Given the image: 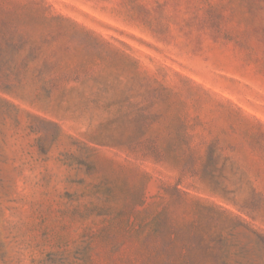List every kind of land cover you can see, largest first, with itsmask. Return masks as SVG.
Wrapping results in <instances>:
<instances>
[{
  "label": "rangeland",
  "instance_id": "374dc122",
  "mask_svg": "<svg viewBox=\"0 0 264 264\" xmlns=\"http://www.w3.org/2000/svg\"><path fill=\"white\" fill-rule=\"evenodd\" d=\"M0 264H264V0H0Z\"/></svg>",
  "mask_w": 264,
  "mask_h": 264
}]
</instances>
